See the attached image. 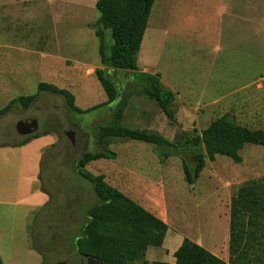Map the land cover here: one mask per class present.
I'll list each match as a JSON object with an SVG mask.
<instances>
[{
    "label": "rangeland",
    "instance_id": "rangeland-1",
    "mask_svg": "<svg viewBox=\"0 0 264 264\" xmlns=\"http://www.w3.org/2000/svg\"><path fill=\"white\" fill-rule=\"evenodd\" d=\"M96 2L52 0L46 4L39 0L30 4L33 10L39 5L43 9L46 4L49 14L62 11L70 16L65 20L69 26L60 33L56 19L49 16L44 20L46 25L40 31L46 34L49 53L57 54L71 47L79 61L101 63L99 39L92 31L99 17ZM7 38L0 35V41ZM106 42L110 51V29ZM51 62L54 59L49 58L43 79H52L51 74L60 69ZM138 62L141 71L159 73L163 87L174 93L172 109L176 122L161 112L156 101L134 93L127 98L124 126L158 130L173 140L179 132L202 131L215 118L229 114L240 124L264 128V0H155ZM76 63L71 65L82 69ZM71 65L54 78L57 85L51 84L69 90L75 96V105L86 112L71 111L63 97L42 93L28 110L15 109L0 117V145L26 138L28 135L20 132V123L26 117H36L38 132H49L36 143V149L45 151L47 145H53V162L61 164L60 174L66 181L63 185H79V220L74 222L72 234L67 235L64 243L61 236L53 234L50 222L40 220L41 212L33 214L34 239L44 252L45 264H57L76 253L72 241L81 234L88 212L98 198L93 184L76 173L74 163L86 151L103 149L97 142V129L111 122L112 108L135 85L131 79L119 82L123 89L121 98L115 104L96 108L106 98L97 75L88 76ZM30 91L38 93L36 82L31 84ZM69 131L74 132V143L67 136ZM107 149L116 156L89 165V172L104 176L158 217L166 218L178 238L199 242L207 250L215 242L217 255L212 253L229 260L223 243L230 227L231 199L241 185L264 176V147L246 146L240 163L226 156L208 160L194 184L185 181L181 156L173 154L161 161L163 149L153 143L116 139L108 143ZM63 162L70 168L64 170ZM50 163L49 159L45 163L44 178L50 173ZM53 182L55 178L47 185ZM60 198L53 194L50 206L57 205ZM178 244L179 241L169 242L166 238L162 247L147 251L145 261L133 264H166L156 261L159 254L175 258L171 248ZM30 259L7 258L4 264H33Z\"/></svg>",
    "mask_w": 264,
    "mask_h": 264
},
{
    "label": "trees",
    "instance_id": "trees-1",
    "mask_svg": "<svg viewBox=\"0 0 264 264\" xmlns=\"http://www.w3.org/2000/svg\"><path fill=\"white\" fill-rule=\"evenodd\" d=\"M155 0H97L99 13L95 34L99 39L98 52L103 67L96 75L108 95L103 105L115 104L123 89L118 83L132 80L129 94L111 111V122L97 129V142L103 149L86 151L75 162L76 172L93 184L98 198L89 212L81 234L75 240V251L97 257L102 264H133L146 260L150 248L162 247L169 225L145 209L140 203L112 186L104 176L87 170L89 163L115 157L107 149L115 139L153 143L163 151L161 161L179 155L185 181L194 184L206 166L218 156H226L235 163L243 160L242 150L248 145L264 147V128H253L238 123L234 116L224 114L212 120L202 131L179 132L173 140L158 130L134 129L123 125L127 98L140 93L156 101L167 118L175 120L172 109L174 93L163 87L159 73L141 71L138 55L141 51L147 23ZM110 29L113 44L110 51L106 42ZM124 83V82H123ZM131 88V87H130ZM42 93L64 98L68 108L86 112L75 105V96L67 89L41 82L38 93L20 96L0 109V117L14 109H29ZM49 132L28 135L22 143ZM175 264H264V176L241 185L230 203L229 260L225 261L205 247L184 238L175 252Z\"/></svg>",
    "mask_w": 264,
    "mask_h": 264
},
{
    "label": "crops",
    "instance_id": "crops-1",
    "mask_svg": "<svg viewBox=\"0 0 264 264\" xmlns=\"http://www.w3.org/2000/svg\"><path fill=\"white\" fill-rule=\"evenodd\" d=\"M38 1L0 0V35L8 36L7 39L0 41V109L15 98L31 95L30 88L34 82L37 86L41 82L57 85L54 78L62 75L63 70L75 61L82 69L74 65L71 66L80 69L88 76L96 75V69L101 68V63L79 61L78 55L70 51L71 47L68 50L61 49L57 54L49 53L46 37L44 38L46 34L42 35L40 31L42 25H46L44 20H47L49 16L56 19L55 26L57 33H60L61 30L69 26L65 20L69 19L70 16L62 11H52V14H49L45 8L46 4L51 3L52 0H44L46 4H44L43 9L42 5H39L38 9L33 10L30 4ZM92 31L95 33V27L92 28ZM49 58L50 61L54 59V63L51 62L52 66L60 69H56L55 73L51 74L52 79H43L42 75L43 72H46ZM108 100L106 93L105 102ZM18 110L26 111L24 109ZM46 135L33 138L26 143H22L24 138L16 143L0 145V259L3 264L7 258H31L30 261L33 264H40V260L41 264H45L44 252L34 239L33 214L41 212L40 220H44V223L50 222L49 226L53 227V234L61 236L63 238L62 243L66 241L67 235L72 234L71 228L74 227V222L79 220V185L74 187L72 182L66 186L63 185L66 181L60 174L61 164L55 165L53 162V145H47L45 151L36 149V143ZM48 159L51 162L50 173L44 178L43 168ZM100 160L102 159L95 160L89 165ZM62 166H64V170L70 168V165L65 162L62 163ZM73 167L76 171L75 163ZM53 178H55V182L48 186V182ZM109 183L111 184V182ZM114 187L128 195V192L122 188ZM53 194L61 197L54 207L50 206ZM144 208L157 216L155 212ZM163 220L167 222L166 218ZM54 222H58L61 227L55 225ZM167 224L169 225L168 222ZM176 234L177 231L169 225L167 240L169 242L172 240L179 241L177 246L171 248L174 254L184 239L183 236L178 238ZM76 238L72 241L73 250H75ZM229 238L230 227L223 243L227 246L225 250L227 257H229ZM227 242L228 244H226ZM213 243L215 242L211 243L213 246L211 245L209 251L217 255ZM33 253L36 255L35 258L32 256ZM36 260H38L37 263ZM156 261L175 264L176 258L167 255V253H160Z\"/></svg>",
    "mask_w": 264,
    "mask_h": 264
},
{
    "label": "water",
    "instance_id": "water-1",
    "mask_svg": "<svg viewBox=\"0 0 264 264\" xmlns=\"http://www.w3.org/2000/svg\"><path fill=\"white\" fill-rule=\"evenodd\" d=\"M20 132L25 135H31L38 132V120L36 117L24 119L20 123ZM68 138L74 143V132H67ZM57 264H102V262L95 256L75 253L68 260L58 262Z\"/></svg>",
    "mask_w": 264,
    "mask_h": 264
}]
</instances>
